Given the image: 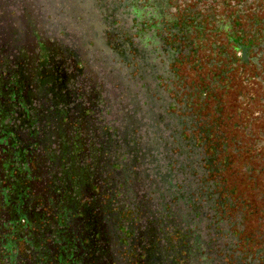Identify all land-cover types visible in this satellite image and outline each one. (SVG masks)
I'll use <instances>...</instances> for the list:
<instances>
[{
    "label": "flooded vegetation",
    "instance_id": "flooded-vegetation-1",
    "mask_svg": "<svg viewBox=\"0 0 264 264\" xmlns=\"http://www.w3.org/2000/svg\"><path fill=\"white\" fill-rule=\"evenodd\" d=\"M0 264H264V0H0Z\"/></svg>",
    "mask_w": 264,
    "mask_h": 264
}]
</instances>
